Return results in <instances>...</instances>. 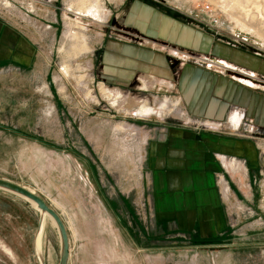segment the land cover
Listing matches in <instances>:
<instances>
[{
  "label": "rangeland",
  "instance_id": "rangeland-1",
  "mask_svg": "<svg viewBox=\"0 0 264 264\" xmlns=\"http://www.w3.org/2000/svg\"><path fill=\"white\" fill-rule=\"evenodd\" d=\"M69 1L0 0L2 14L12 18L29 15L35 20L33 13L40 8L49 11L46 18L36 13L45 26L57 24L54 39L39 46L49 59L45 69L37 76L32 72L15 80H0V179L30 190L58 214L67 233L68 264H264V126L255 128L250 122L244 126L252 136L254 133L260 149L252 170L248 164L220 156L226 160L225 167L230 164L235 170L224 168L217 179L221 195L228 198V228L220 240H162L137 247L139 243L132 244L102 197L97 175L109 176L117 191L130 197L134 210L143 213L147 204L141 187V157L146 140L161 136L167 125L210 133L232 129L226 122L192 121L174 83L167 79L138 72L129 89H121L104 81L95 63L106 41L117 40L175 57L180 60L177 68L188 62L203 63L207 68L202 61L184 57L191 55L188 52L126 26L127 9L135 3L170 14L215 38L234 40L264 59V0H99L103 9L100 22L68 11ZM148 13L139 7L136 22L140 27L146 26ZM74 22L83 28L74 31L83 34L89 48L78 56L64 40L68 23ZM236 22L249 28L247 38L233 35ZM168 25L153 13L150 28L165 30ZM64 64L69 67L65 75L60 72ZM225 66L234 73L236 67ZM257 76L264 82V77ZM233 77L241 83L242 78ZM144 106L159 111L151 116L137 114ZM206 123L215 126L203 128ZM40 222V213L28 202L0 191V264H39L34 240ZM44 226V263L58 264L57 231L48 218Z\"/></svg>",
  "mask_w": 264,
  "mask_h": 264
},
{
  "label": "crops",
  "instance_id": "crops-1",
  "mask_svg": "<svg viewBox=\"0 0 264 264\" xmlns=\"http://www.w3.org/2000/svg\"><path fill=\"white\" fill-rule=\"evenodd\" d=\"M108 5L111 10L114 9ZM139 7L149 12L145 27L136 22ZM41 11L37 8L33 13L35 20L29 15L12 18L0 13V80H15L32 72L37 76L47 66L49 59L39 51V46L48 39H54L53 28L57 24L45 26L42 19L36 16ZM48 12L41 13L46 18ZM153 13L169 22L165 30L161 26L150 28ZM45 22H48L47 19ZM124 24L191 55L214 58V61L224 65L264 77V59L259 54L229 38L221 40L211 33L184 25L170 14L135 3L127 9ZM179 61L166 53L107 40L104 52L95 62L96 66H100V77L121 89H129L128 84L138 72L167 79L174 83L192 121L226 122L232 129V132L225 129L222 133H210L167 125L160 131L161 136L146 140L141 157V187L147 204L143 213L134 210L130 197L119 193L109 176L101 178L97 175L102 197L106 198V204L114 211L120 228L132 244L139 243L137 247L162 240L174 243L220 240L228 228V198L221 195L217 182L226 171L219 157L241 161L252 170L260 150L254 133L252 136L250 129L246 131L244 126L246 122L255 128L264 126V90L257 85L251 88L238 83L234 73L205 68L203 63L188 62L177 68ZM163 104L166 105V102ZM150 109L152 113L159 111V108ZM88 152L93 156L91 151ZM229 183L227 181L226 185ZM228 192L229 196L230 188Z\"/></svg>",
  "mask_w": 264,
  "mask_h": 264
},
{
  "label": "bare ground",
  "instance_id": "bare-ground-1",
  "mask_svg": "<svg viewBox=\"0 0 264 264\" xmlns=\"http://www.w3.org/2000/svg\"><path fill=\"white\" fill-rule=\"evenodd\" d=\"M4 5H6V7H9L7 2H5ZM67 10L68 11L74 10L76 12V14L74 13L76 16L87 17V18H90L93 21H97V22H100L102 12H103V9L101 7V3L99 0H70L68 2ZM68 26H69V30L64 35V40H65V43H68L70 48L74 51V52H72L73 55L78 56V55L83 54V53H88L89 48L87 46L86 39L83 36V34L78 32V31L82 30L83 28L81 26H79L78 22L68 23ZM74 29H76L78 31H74ZM249 33H250V30H249V28H246L245 24H242L240 22H236V27L233 30L234 36L243 40L244 38L248 37ZM64 55H67V54L64 53ZM216 63L218 65H221L223 67V69L229 70V68L227 66H225L224 64H222L221 62H216ZM68 69H69V67L66 64H64L62 66V69L60 70V72L65 75V73L66 74L68 73ZM235 70H237V69L232 68V71H235ZM242 71H244V70H242ZM244 72H246V71H244ZM239 78H241V77H239ZM239 81L241 83H243L245 86H248L251 88L254 86L253 83L250 84L249 80H247V82H244L243 79L242 80L239 79ZM161 105H162V108L164 109L165 105H163V104H161ZM151 111L152 110L150 108L141 107L137 111V114H140V115H142V114L143 115L154 114ZM203 126L205 128H209V127H213L215 125L206 123ZM219 159H220V162H221V165L223 168H225L226 170L229 169L231 171H235L234 168L232 167V165H230V164L226 165V167H225L226 160L223 157H220ZM23 200H25V199H23ZM25 201L28 202L27 200H25ZM28 203L31 205V207L36 209L35 205L33 203H30V202H28ZM45 218H48L50 220V218L46 214H41V222H40V225H39V228H38V231L36 233L35 240H34L35 255L37 257L39 264H44L41 244H42L43 231H44V227H45L44 226L45 225ZM51 224L54 226L52 221H51Z\"/></svg>",
  "mask_w": 264,
  "mask_h": 264
},
{
  "label": "water",
  "instance_id": "water-1",
  "mask_svg": "<svg viewBox=\"0 0 264 264\" xmlns=\"http://www.w3.org/2000/svg\"><path fill=\"white\" fill-rule=\"evenodd\" d=\"M0 191L10 193L27 200L35 205L36 210L41 214H46L53 222L59 238V262L58 264H68L69 245L65 226L58 214L51 209L39 196L30 190L20 187L14 183L0 179ZM45 264V263H44Z\"/></svg>",
  "mask_w": 264,
  "mask_h": 264
},
{
  "label": "built area",
  "instance_id": "built-area-1",
  "mask_svg": "<svg viewBox=\"0 0 264 264\" xmlns=\"http://www.w3.org/2000/svg\"><path fill=\"white\" fill-rule=\"evenodd\" d=\"M35 2L37 1H40V0H34ZM47 1H50V0H47ZM173 56H179L178 55V52H172ZM184 57H186L187 59H196L198 61H202L204 62V64L206 65L207 68H223L221 65H218L214 60V58H210V57H192V55H187ZM234 74L239 78L241 77L242 79H245V80H249L250 81V84L251 83H254V85H257L259 86L260 88H262L264 90V82L258 78V76L255 74V73H252V72H244L242 71L241 69H237L235 71H233ZM202 127L204 128V126L202 125ZM210 129V127H209Z\"/></svg>",
  "mask_w": 264,
  "mask_h": 264
},
{
  "label": "trees",
  "instance_id": "trees-1",
  "mask_svg": "<svg viewBox=\"0 0 264 264\" xmlns=\"http://www.w3.org/2000/svg\"><path fill=\"white\" fill-rule=\"evenodd\" d=\"M214 241H216V240H214ZM214 241H213V242H214Z\"/></svg>",
  "mask_w": 264,
  "mask_h": 264
}]
</instances>
